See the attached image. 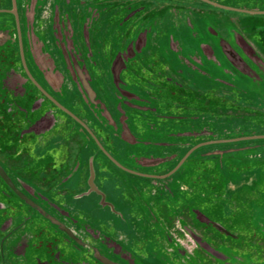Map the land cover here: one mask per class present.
I'll list each match as a JSON object with an SVG mask.
<instances>
[{
  "label": "flooded vegetation",
  "instance_id": "1",
  "mask_svg": "<svg viewBox=\"0 0 264 264\" xmlns=\"http://www.w3.org/2000/svg\"><path fill=\"white\" fill-rule=\"evenodd\" d=\"M0 264H264V0H0Z\"/></svg>",
  "mask_w": 264,
  "mask_h": 264
}]
</instances>
